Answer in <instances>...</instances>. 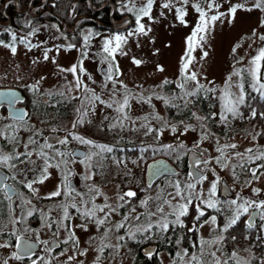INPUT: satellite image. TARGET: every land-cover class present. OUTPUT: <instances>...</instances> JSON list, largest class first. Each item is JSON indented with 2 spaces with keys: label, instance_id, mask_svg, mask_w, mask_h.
Wrapping results in <instances>:
<instances>
[{
  "label": "snow or ice",
  "instance_id": "obj_1",
  "mask_svg": "<svg viewBox=\"0 0 264 264\" xmlns=\"http://www.w3.org/2000/svg\"><path fill=\"white\" fill-rule=\"evenodd\" d=\"M155 3L156 0H121L120 8L122 13H130L134 17L135 27L130 30L126 29V35L121 32H115L103 39L100 54L102 56V62L107 64V70L104 74L105 84L103 87L107 89L108 83H111L108 101L102 99V97L96 93L95 89L88 87L79 75H88L86 69L83 67V60L88 57L86 49L93 35L91 32L83 37L85 50L81 51V59L79 62L71 65L67 69L62 67L59 68L60 72H69L73 75L75 89L83 93V95L72 97V99H77L81 102V107L76 109L78 116L72 122L71 129L66 131V135L56 139V144L66 147L70 142H76L87 146V152L76 153L75 150L62 151L60 148L56 147V144L49 142L48 137H44L43 143H41L39 137L42 136V132L39 129H36L34 125H28L26 120L28 113L15 107V104L21 100V97L18 96L14 90L0 92V101L6 100L10 106L8 118L11 120V123L0 128V170L4 168L9 170L18 169L19 165H27L25 168H19V172L21 174L26 172L32 173V177L29 178L28 176H25V180L20 181V183H22L33 196H36L39 192V188L34 187V185L45 184V182L51 178V169L60 171V183L57 184L55 190L42 198L49 200L61 198L60 202L56 205V208L62 212V215L57 219H53L51 223L47 224V226L51 228L55 223L63 228L67 232V238L63 240L62 243L68 244L71 242L74 252L79 246V239L76 235L75 229L80 228L84 231H88L89 225H94L97 232H100L99 238L101 240V246L96 250L101 255L105 248L120 247L119 243L115 246L104 243L108 234L113 230L117 233H119L121 229L125 230L124 235L117 236V241L119 242L124 241L125 235L131 240L136 239L138 234L141 236L147 234L148 238H150L153 229L159 233H167L171 226L173 229L179 227L186 229L189 233H198L205 225H209L212 229L213 238L209 240L204 239L201 236L198 238V242L193 244V248H195L196 251L189 253L188 249H184L183 251L177 252L176 255L180 264H230V261L232 264H248V262H242L235 251L230 254L224 252L223 243L226 239L224 234L227 233L229 229H232L238 221H240L241 217L245 215H248L246 226L249 229L255 227L257 216L261 221H264V200L250 199L239 193L231 200H219L217 198V187L218 184L221 183V178L216 175L214 169H208V171L212 172L215 178L210 181L207 192H205L203 188L198 191L197 185H202L204 181L208 180V176L204 175V170L200 169L199 165L202 163L207 166L212 159H214L215 163L223 169L229 167V162L232 159L239 158L237 164L231 165L233 176H236V168H240L242 172L250 174L251 179L245 181V185L247 186L250 185L253 180H259L260 176H264V145L248 147L243 152L234 151L231 155H228V150H235L238 148V145L235 143L221 145L217 140L215 150L219 155L213 158H196V167L193 172L189 173L187 182H181L179 179L170 181V186L174 189L173 192L167 193L166 196L157 195L154 198L148 197L147 199L141 200L140 205L145 209L144 212L133 216L132 213L136 212V209L131 208L130 211L115 224H112L113 214L119 215V209L124 208L126 204L130 203L131 198L137 196L135 191L129 189L117 193L118 203L114 206L108 203L109 198L101 192L96 184L86 183L84 185L86 190L80 191L72 183L71 177L74 173L69 168V164L77 162V155L82 157L79 162L84 165L86 171L81 179L86 182L92 181L96 175L101 174V170L104 167V161L109 158L112 159L117 167L125 163L122 158L110 155L116 150L115 145L99 143L73 131L79 126H83L85 123H91V121L86 118L89 111L95 112L98 104L108 109H112L116 113L115 116L104 117V120L108 121L107 128L109 130L116 128L124 130L126 128L125 121L131 120L133 130L139 131L142 128L144 129L145 136L155 133V138L157 140H159V137L163 135L165 131L177 134L179 131L178 127L174 124H169L159 114H150L143 117H137V119L146 121V123H141L139 128H136V120H132L128 114L132 107L130 101L135 100L137 103L151 104L153 97H155V99L162 101L165 106L180 108L181 105L172 103V100H183L184 105L186 106L187 104L192 103L188 97H195L201 93L206 95L208 93L216 94L219 92V95L215 96V99L219 102V113L213 112L211 116L212 118H215L218 115L220 123L225 127L228 126L231 120L245 118L244 113L241 112V107H247L249 109L248 119L255 120L257 117L264 119V111L258 112L257 109L252 107L249 103V100H255L257 97L264 101V47H259L255 50L256 54L251 57L247 67H234L233 72L225 79L223 88L206 87L204 84L200 83L198 73L192 70L193 62L196 60L193 53L197 48L202 50L200 59H204L208 56V52L203 50V46L204 43L207 42V35L210 27L214 26L216 21L224 18L228 19L229 23H231L238 9L249 12L255 9L264 12V0H254L251 7L247 6V0H244L243 3L230 5L227 13L219 10L221 8L219 0H196L195 3H193L192 0H179L180 6H177L176 0H164V2L159 5L161 8L168 11L174 10L175 19L184 26H187L185 17L188 14L186 11L188 6L194 9L198 14L197 22L193 27L191 34L185 38L186 47L180 58V83L176 86L181 89L182 95L173 94L171 100L169 97L155 92L147 97L142 94H133L128 86L124 84L122 80H119L121 72L118 64L115 63L117 54L124 56L128 55V53L124 51V45L128 43V38L134 36H147L148 33L152 31L151 27H146L145 23L142 21L144 18H147L149 21L155 22L152 15ZM210 12L214 14L210 15ZM160 15L163 16L164 12H160ZM128 23V21H125V25ZM260 23L261 26H264V18L261 19ZM24 27L30 28V31L20 36H18L11 28L5 29V32H7L10 37V41L6 42L4 39H0V46L10 49L13 55L17 53V44L23 45L29 51L33 48L40 47L38 44H33L29 39L36 34L38 29L31 28L30 22L25 24ZM253 37L264 42V34L257 35L255 29L249 39ZM74 47L75 45L73 44L67 45V49ZM239 47L240 45L237 44L232 49L233 53H235ZM51 51V48L44 50V61L50 59L49 53ZM59 51L60 48L57 47L56 52L59 53ZM51 59L53 63H56L55 57H52ZM243 59L244 58L241 57L237 63H242ZM38 62V60L32 61L33 64ZM132 63L136 66H140L143 61L133 57ZM157 70L160 72L164 71L163 67L159 65H157ZM233 77L237 78L235 82L233 81ZM41 79H44V77H41ZM88 79L92 80V77L88 75ZM92 82L95 83V81ZM188 82H193L195 84V88L192 91L185 90ZM170 83L173 82L165 79L160 87ZM212 83L213 82L209 81V84ZM28 87H30L34 93L38 92L39 81ZM233 88H235L236 91H233ZM69 91H72V89L69 88ZM251 93H255L256 95H251ZM48 95L50 96L52 93L49 92ZM59 95L63 96L64 93L60 92ZM117 97L120 98L118 99ZM152 107L155 108L154 105H152ZM191 117L196 120L208 119V117H199L194 112L191 113ZM0 119H4V117H0ZM151 120L159 122L160 126L154 128L151 124ZM41 123H44V121H41ZM201 128L204 129L200 135V140L203 141L208 139L209 133L203 124H201ZM21 130L31 132V135L28 136L26 141H23L19 135ZM52 131L55 132L57 129L54 128ZM189 131H195V127L192 124H185L183 131L179 134L184 135ZM249 135L252 134L249 133ZM257 137L264 138V132H255V134L252 135L253 141H255ZM118 143L119 141H117V144ZM183 147L184 145L182 143L176 145V147H173V145L170 144L162 146L163 149L168 150L169 152H175ZM195 147H199V142H197ZM21 148L23 149L22 151L20 150ZM149 148H152L153 151L159 150L153 148L152 145H146L140 148L141 154L147 152ZM120 150L123 151V149ZM206 151L207 150L205 149L204 152ZM33 156H35L36 159H33ZM201 156H203V152H201ZM37 161H40L41 163L37 164ZM153 168L155 169L154 174L171 171L170 169L156 165H154ZM126 174L130 175L131 173L129 172ZM173 174L178 175V173ZM8 179L9 177L7 175H0V193H3V197L8 200L10 204L14 197L20 199L23 204H31L30 199H25L23 194L19 193L12 184L6 182ZM11 179L15 180V175H13ZM151 187L152 185L149 184L148 188ZM260 192L261 190L259 188L252 189L254 195H259ZM98 197H103L104 202L97 203L96 201ZM77 198H79V204L76 202ZM150 200L159 201L156 203L154 210L149 209ZM165 207L168 209L167 212L165 211ZM70 209L75 210L81 223L73 225V214L70 212ZM207 210H214L218 215L224 216V223L222 225L218 224V215H209ZM23 211L24 210L22 209V212ZM36 211H38V209L33 206L26 211L25 216L13 218L12 223H20L27 217L33 216ZM157 216L158 219L153 221L152 217ZM190 216L191 226L185 223L186 218ZM45 219H48V217H45ZM66 221L67 223H65ZM133 221L136 223H133ZM109 224H112V226L108 227ZM101 229H103L102 232ZM12 235H16V233L13 232ZM54 235H56V233H54ZM95 239V237L91 238L90 243ZM231 239L235 240L236 238L232 236ZM16 240V248L18 251L13 252L10 259L19 261L25 256L31 259L34 255L36 245L27 240H23L18 235H16ZM40 243H43L46 246L45 251H52L49 241H41ZM176 243L179 244L180 239H178ZM8 246L7 243L0 244V248H7ZM55 246L59 247V244H56ZM213 248L214 250H209ZM64 251L66 252L67 249ZM218 252L220 255H217ZM63 254L64 253L62 252L61 255ZM78 254L80 256L86 255L87 249L79 251ZM101 255L96 257L97 264L101 259ZM146 255L151 257L153 253L148 251L146 252ZM185 257H187L186 260ZM206 257H211V259L206 260ZM75 258V255L68 256L65 264H69V262L73 261ZM2 264H9V262L5 259ZM31 264H51V261H46L43 256H36L35 259H31ZM79 264H83V261H80ZM173 264H177V261H174ZM261 264H264V260L261 261Z\"/></svg>",
  "mask_w": 264,
  "mask_h": 264
},
{
  "label": "rangeland",
  "instance_id": "obj_2",
  "mask_svg": "<svg viewBox=\"0 0 264 264\" xmlns=\"http://www.w3.org/2000/svg\"><path fill=\"white\" fill-rule=\"evenodd\" d=\"M192 2L195 3L196 0H193ZM243 2L244 0H219V3L221 4V8L219 10L227 13L230 5ZM252 3H254V0H247V6L251 7ZM186 11L188 13L185 17L187 26H184L175 19L174 10L168 11L154 4L152 15L155 22H151L147 18H144L142 21L145 23L146 27H151L152 31L149 32L147 36H134L128 38V43L124 45V51H126L128 55L124 56L117 54L115 63L118 64L121 72L119 80L122 78V80H124L128 86L133 87V89L130 88L133 94H142L147 97L155 92L157 94L169 97L170 100L173 94L182 95L181 89L176 86L178 83H180V58L183 55L186 47L185 38L191 34V31L198 19V14L190 6L186 8ZM160 12H164V15L161 16ZM209 14L211 15L214 13L210 12ZM262 18H264V12L259 10L254 9L249 12L238 9L231 23H229L228 19L222 18L221 20L216 21L214 26L210 27L209 33L207 35V42L204 43L203 46V50L208 52V56L204 59H200L202 55V50L200 48H197V50L193 53V55L196 57V60L193 62L192 70L198 73V79L201 84H204L206 87L223 88L225 79L233 72L234 67L242 68L248 66L249 60L256 54L255 50L259 47H264V42H261L259 39L254 37L249 39V37L252 36L254 29L256 30L257 35L264 34V26H261L260 23ZM121 33L126 35V32ZM110 35L111 33L106 32L101 34L93 33L86 49L88 52V57L87 59L83 60V67L86 69L87 74L92 77V80L88 79V75L79 74L85 84H87L88 87L95 89L96 93L106 101L109 100V89L111 88V83H108V88L106 91L103 92L100 90V86L105 83V78L101 76L99 68L102 65L107 66L106 63L102 62V56L100 53L103 39ZM62 37H64V35ZM237 44H239L240 47L237 48L235 53H233L232 49ZM38 45H40V47L33 48L31 51H29L23 45L21 48H18L19 45H17V53L15 55L11 53L10 49L0 46V83L13 81L15 79H24L27 78L29 74L38 71L36 74L31 75L33 77L30 80L33 84H36L41 77H44V79L39 81V86H50L49 84L52 82H48L49 75L51 77L57 76V79L55 80L57 83L59 81L61 82L62 80H66L64 85H62L65 87L64 93H66V96L69 97L75 95L76 92L74 89L75 82L73 75L69 72H60L59 68H51L47 64L48 61L43 60V52L47 48L45 45ZM82 50H85L83 46L76 49V51L71 50L72 52H64L60 50L55 56L56 63L60 66V68L62 67L67 69L70 67L69 62L74 60L72 57H70V55L74 54V56H76L78 54V58L81 59ZM133 57L142 60L143 63L140 66L134 65L132 63ZM241 57L244 58L242 63H237ZM33 60H38L39 62L33 64ZM157 65L163 67L164 71H158ZM165 79L173 82V86L177 87V92L175 91L172 93V91L166 88V86L160 87ZM236 79V77H233L234 82ZM92 81H95V83ZM209 81L213 83L209 84ZM69 88H71L72 91H69ZM194 88L195 84L193 82H188L186 84L185 90L192 91ZM232 90L236 91L235 88ZM80 94L81 92H79L78 96L83 95V93L81 95ZM216 95L218 96L219 92H217ZM117 98L119 99L120 97ZM130 103L132 104V107L128 114L132 120H136V128H139L141 123H146V121L137 119V117H143L150 114H159L169 124L176 125L179 131L177 134H173L170 131H165L163 135L159 137V140H157L155 138V133L145 136L144 129L141 128L139 131L133 130L131 120L125 121L126 128L124 130H121L120 128L109 130L107 128L108 122L104 120V117H112L115 116L116 113L112 109H108L99 104L96 106L95 112L90 111L86 118L91 119L93 123L92 126L88 128L86 126L88 124L85 123L83 126H79L77 129H74L79 134L84 135L85 137L96 142L115 145L116 150H130L135 148L137 151H140V148L146 145H152L153 148L159 149L158 151H153V155L149 159L148 157L140 154L141 152H139L138 156L134 158H132L133 155L128 156V158L123 159L125 163L124 166H121V168L120 166L117 167L116 164L113 163L112 159H108V161L104 163L101 174H99L100 177L95 176L92 181L87 182L81 179L86 171L84 165L81 163L76 165L75 176L77 185H81L82 183L96 184L100 188L101 192H103L104 195L109 198L108 203L114 206L116 205L115 190L117 187L114 184L116 182L113 181L116 177V172L118 169L122 176L126 175L127 181H133L134 177L139 178V176H143L147 163L149 161L155 160L156 158H164L175 168H178V166L181 164L183 156L185 157L188 151H194L199 155H201V152H203L202 159L216 157L219 155L215 150L217 146V140L221 145L232 143L238 145V148L235 150L229 149L228 155H231L234 151L243 152L248 147L264 145V143H260L257 140L253 141L252 135H254L255 132L253 127L250 125L238 127L234 125L233 121L231 120L228 126L225 127L220 123L219 117H217V119H214V122L217 126L213 130L211 128V121L209 118L204 120H196L191 117V113L194 112L199 117L208 116H205L191 104H187L185 106L184 101L180 99L172 100V103L181 105L180 108L165 106L162 101L155 99V97H153L151 104L137 103L135 100L130 101ZM152 105H154L155 108H153ZM75 107L76 108H74V114H72V116L62 122L60 121L58 124L60 129H71L72 122L78 116L76 109L81 107L80 100H78ZM169 108L172 109V116H168L167 109ZM216 113H219V105ZM151 124L154 128L160 126L159 122L155 120H151ZM185 124H192L195 127V131H189L184 135H180L179 133L183 131ZM201 124L206 127V130L209 133L208 139L203 141L200 140L201 132L204 130L201 128ZM33 125L36 126V123L34 122ZM35 128L44 133L45 128L50 127L49 125H46L45 127L43 126ZM90 129H93V132ZM218 129H220V133H218ZM249 133L252 135H249ZM117 141H119L118 144ZM197 142H199L198 148L195 147ZM181 143L184 145V147L179 148L175 152H169L168 150L162 148L163 145L170 144L173 145V147H176V145ZM85 147L87 148V146ZM205 149L207 150L206 152H204ZM238 161L239 158L232 159L229 162V167L223 169L215 163L214 159H212V161L207 166L201 163L199 168L204 170V175L208 176V180L204 181L202 185L198 184L197 190L199 191L201 188H203V190L207 192L210 181L215 178L212 172L208 171V169H214L216 175L223 177L227 184L236 193V195L239 193L240 195L250 199L264 200V176H260L259 180H253L250 185L246 186L245 181L251 179L250 174L242 172L240 168H236V176H233V169L231 165L237 164ZM124 168H127V170L124 171ZM125 172H130L131 174L127 175ZM177 179H179L181 182H187L188 174L186 176L184 174H180L164 179L147 196H144L143 199H147L148 197L154 198L157 195L166 196L167 193L173 192L174 189L170 186L169 182L175 181ZM56 182L57 179L52 173V177L46 181L45 184L34 185V187L39 188V192L36 194V196H46L48 193L53 191L56 186ZM253 188H259L261 190L260 194L254 195L252 193ZM36 196H23L25 199L31 200V204H24V210L26 212L28 209H31L33 206H35L39 213L41 215L43 214V219H41L35 225H33V222L25 221V219L22 223L24 224V227H27L26 231L29 230V235L43 238L48 224L45 217H47L49 213L54 214L55 216L56 214L61 216L62 212L56 213L54 209L55 206H53L54 204L52 203L39 205L33 200ZM76 202L79 204V198H77ZM96 202L103 203V197H98ZM158 202L159 201L153 200V202L149 203V209L154 210L155 205ZM144 211L145 209L140 205V207H138L137 211L134 213L137 215ZM165 211H168L167 207H165ZM115 216L117 215L113 214V217ZM157 219L158 216L152 217L153 221H156ZM258 224L261 225V229L264 231V221L259 220ZM12 226L13 224L10 219L5 220V223L0 227V232L7 231L8 229L12 230ZM13 230L15 233H17L19 229L14 226ZM201 236L204 239L209 240L213 238L212 229L209 225H205L199 230L198 238ZM15 240V237L9 239L4 237L0 238V244L7 243L9 245L7 248H0V264H2L3 260L5 259L8 260L9 264H26L21 260L17 261L10 259L11 254L15 252L13 243ZM209 250H214V248ZM235 252L238 254V258L242 262H248L249 264L252 258V252L248 248H238ZM217 255H220V253L218 252ZM186 259L187 257H185V260ZM210 259L211 257H206V260ZM174 261H177V264H180L178 257H174V259L169 260L164 258L163 264H173ZM230 264H232L231 261Z\"/></svg>",
  "mask_w": 264,
  "mask_h": 264
},
{
  "label": "flooded vegetation",
  "instance_id": "obj_3",
  "mask_svg": "<svg viewBox=\"0 0 264 264\" xmlns=\"http://www.w3.org/2000/svg\"><path fill=\"white\" fill-rule=\"evenodd\" d=\"M163 2L164 0H156L155 5L159 7V5ZM176 4L180 5L179 0H176ZM120 5L121 0H0V39H4L6 42L10 41L8 33L5 32V29L7 28H11L16 32L18 36L26 34L28 31H30V28L24 27V25L30 22L31 28L38 29V31L29 39L32 43L45 45L47 49L51 48L52 51L49 53L50 59L48 60L47 64L51 68H60V66L57 63H53L51 59L52 57L56 56L57 47H59L60 50L64 52H68L71 50L76 51V49L81 48L82 46L84 47L83 35H88L89 32H91L92 34H101L105 32L113 34L115 32H126V29L130 30L135 27L134 17L130 13H122ZM125 21H128L129 23L125 25ZM63 35L64 37H62ZM69 44H73L75 45V47L67 49V45ZM17 45H19V47L17 46L18 48L22 47V45L20 44ZM77 55H70V57L74 59L73 61L71 60L72 65L79 62L80 58H78L79 56ZM71 61L69 62V66H71ZM99 70L101 76L104 78L107 66L102 65L100 66ZM37 72H34L32 74H36ZM32 74H29L28 77L24 79H15L13 81L0 83V89L14 90L17 95L21 97V100L15 104V107L28 113V116H26L28 125L31 126L34 124V122L36 123L35 127H45L46 125H49L50 128H45L44 133L41 131L42 136L39 137L41 143H43L44 137H48L49 142L56 144V139L58 137H63L64 135H66L67 131L60 129L58 127V124L60 123V121L62 122L72 116V114H74V108H76L75 106L78 100L72 99V97L78 96L79 92L74 88L76 94L67 97L66 93H64L65 87L62 86L64 85L66 80H62L63 82L59 81L57 83L55 82L57 76L51 77L49 75L48 82H52L49 84L50 86H39V91L34 93L30 89V87H28L30 85H34L30 80L33 77L31 76ZM39 81H41V78ZM122 81L124 84H126L124 80ZM104 84L100 86V90H102L103 92L107 90L103 87ZM126 85L128 86V84ZM165 86L170 91H172V93H174L175 91L177 92V87L173 86L172 83ZM128 88L133 89V87L131 86H128ZM49 92H51L52 95L49 96ZM60 92H63L64 95H59ZM9 111L10 106L7 101H0V117H4V119H0V128H3L6 124L11 123V120L8 118ZM87 120L91 121V119ZM41 121H44V123H41ZM87 124L88 125L86 126L89 128L93 123L91 121V123ZM54 128L57 129V131H52V129ZM90 130H92L93 132V129ZM25 134L26 131L24 130H21L19 132V135L23 141L27 140L28 136L31 135V132L27 131V134ZM56 147L60 148L62 151L75 150L76 152L77 149H80L83 153L88 151V147L86 148L84 145L78 144L76 142H70L66 147L56 144ZM22 150L23 149L21 148V151ZM139 152L140 151H137L135 148H133L130 150L125 149L123 151L116 150L110 155L126 159L131 155H133L132 158L137 157ZM189 152L190 151H188V153ZM186 156H183L182 158L184 159L183 162L186 172L184 174L185 176L188 174L186 166ZM33 159H36V157L33 156ZM80 159H82V157L77 155V162L69 164V168L74 173V175L71 177L73 185L78 190L85 191V184L82 183L81 185H77L75 176L76 165L80 163ZM107 161L108 159L104 161V163H106ZM39 163L41 162L37 161V164ZM122 165L124 166V164ZM25 167H27V165H19L18 169L12 170L4 168L0 170V175H7L9 177V179L6 181L7 183L12 184L19 193L23 194V196L30 197L32 194L23 186L22 183H20V181L25 180V176H28L29 178L32 177V173L26 172L21 174L19 172V168ZM175 169L177 170L176 173H179V169ZM125 170H127V168H124V171ZM145 170L143 176H139V178L134 177L133 181H127L126 175L122 176L119 169L116 172L117 174L113 181L116 182L114 184L117 187L115 190L116 204L118 203L117 193L119 192L127 191L130 189L135 191L137 193V196L131 198L130 203L126 204L124 208L119 209V215L115 217L112 216V224L120 221L122 217L130 211L131 208H135L137 211L138 207H140V201L145 199H143V197L147 196L164 179L176 176L174 174L162 175L151 183V188H148V184L146 183L145 179ZM50 171L51 177L53 173L55 175V178L57 179V186V184H59L61 181V173L56 169H51ZM126 173L127 172H125V174ZM13 175H15L16 177L15 180L11 179ZM96 177L100 176L96 175ZM55 188L53 190H55ZM229 188L234 196L233 198H235L236 193L230 186ZM44 196L45 195H37L33 200L36 201L39 205L52 203L54 204L53 206H55V212L60 213L61 211L56 208V205L60 202L61 198H54L52 200H49L43 199L42 197ZM217 198L221 201L233 199L228 197L221 198L219 196V184L217 187ZM151 202H153V200L149 201V203ZM22 209L24 210V204L20 199L14 197L13 201L10 204L9 201L3 197V193H0V227L5 223V220L10 219L12 221L13 218H18L26 215L25 210L22 212ZM207 211L209 215H218L214 210ZM70 212L73 214V225L81 223L78 215L75 213V210L70 209ZM132 215L135 216V213H132ZM47 217V222L51 223L53 219H57L59 216L57 214L55 216L54 214L49 213ZM41 219H43V216L39 213V211H36L34 212L33 216L27 217L25 221L33 222V225H35ZM247 219L248 215L242 216L238 223L241 222L247 225ZM259 220L260 219L257 216L255 220V227H258L256 234L259 235L260 238H264V231L261 229V225L258 224ZM190 221L191 217H188L186 218L185 223L188 224L190 223ZM22 222L16 224L12 223V230L8 229L7 231H1L0 238H16V235H18L22 238H26L37 243L38 248L34 252V255L31 257V259H35L36 256H43L45 260L51 261V264H65L68 256L75 255L76 258L73 261L69 262V264H79L80 261H83V264H97L96 257L101 254L96 249L101 246V240L99 238L100 232H97L94 225H89L88 231H84L80 228L75 229L76 235L79 239V246L78 249L74 252L71 242H69L68 244L62 243V241L67 238V232L58 224L54 223L51 228L47 226L44 237L38 238L29 235V230L26 231L27 227H24V224ZM65 223H67V221ZM133 223L136 222L133 221ZM223 223L224 216L218 215V224L222 225ZM238 223L235 226H237ZM112 224H109L108 227H111ZM14 226L19 229L16 235H12V233L14 232ZM102 231L103 229H101V232ZM54 233H56V235H54ZM124 234V229H121L119 233L113 230L108 234V237L104 240V243L111 244L113 246L119 243L120 247L105 248L98 264H163L164 258L168 260L174 259V257H177V252L183 251L184 249H188L189 253L196 251V249L193 248V244L198 242V233H189L186 229H182L179 227L173 229L171 226L167 233H159L155 229H153V233L151 234L150 238H148L147 234H145V236H141L138 234L136 239L131 240L128 239V237L125 235L124 241L118 242L117 236ZM194 235H196V241H194L193 239ZM224 235L226 239L223 243V249L225 250L227 247V250H225L224 252L226 254H230L231 252L236 251L238 249L236 246L228 248V246L232 245V241H235L232 239L227 241L228 232ZM236 235L237 232L234 231L232 232L230 237L234 236L236 238ZM93 237H95L96 239L90 243V240ZM178 239H180L179 244L176 243ZM41 241H49V244L52 247V251H45L46 246L43 243H40ZM16 242L17 240L13 242L14 248L16 246ZM53 244H59V247L52 246ZM65 249H67L66 252L64 251ZM85 249H87V254L84 256H80L78 254L79 251H83ZM148 251H151L153 253L151 257L146 255V252ZM62 252L64 253L63 255H61ZM31 259L25 256L21 261L28 264L31 263Z\"/></svg>",
  "mask_w": 264,
  "mask_h": 264
},
{
  "label": "trees",
  "instance_id": "obj_4",
  "mask_svg": "<svg viewBox=\"0 0 264 264\" xmlns=\"http://www.w3.org/2000/svg\"><path fill=\"white\" fill-rule=\"evenodd\" d=\"M250 92V89H249ZM251 95H256L255 93H251ZM216 94L208 93V94H199L195 97H189L192 101L190 103L192 106L196 107L201 113H203L205 116H208V118L211 121V128L214 130L216 128V123L214 122V119H217V117L212 118L211 114L213 112H216L218 110L219 102L215 99ZM249 103L252 107H255L258 112L264 111V101L260 100L259 97H257L255 100H249ZM172 109H167L168 115H171ZM241 112L244 113L245 118L244 119H236L232 120L234 125L238 127H243L244 125H250L253 127L254 132L260 131L264 132V119H261L257 117L255 120L248 119V113L249 109L247 107H241ZM218 133H220V129L217 130ZM260 143H264V138L257 137L256 139ZM145 154V155H144ZM153 155V150L149 149L147 152L143 153V156H146L151 158ZM184 159H182L181 164L178 166L179 173L185 174V168H184ZM191 217V216H190ZM191 225L190 223H188ZM258 227H254L252 229L247 228V226L241 222L238 223L237 226H234L232 229H229L228 231V237L227 241L231 239L232 232L236 231V239L235 242L232 241V245L228 246V248L236 246L239 249L242 248H248L252 252V258L249 264H261V261L264 260V238H260L259 235H257ZM196 235H194L193 239L195 240ZM235 243V244H233ZM226 247V246H224ZM227 250V247L226 249ZM224 250V251H225Z\"/></svg>",
  "mask_w": 264,
  "mask_h": 264
},
{
  "label": "water",
  "instance_id": "obj_5",
  "mask_svg": "<svg viewBox=\"0 0 264 264\" xmlns=\"http://www.w3.org/2000/svg\"><path fill=\"white\" fill-rule=\"evenodd\" d=\"M11 89H0V92H4V91H8ZM76 153H83L80 149L76 150ZM196 158H200L202 159V156L197 154L194 151H190L187 156H186V166H187V171L188 174L193 172L194 168L196 167L195 165V159ZM159 166L162 168H166V169H170L171 171H165L161 174H154L155 169L153 168V166ZM177 170L165 159L163 158H157L153 161H150L147 165H146V170H145V179H146V183L149 185L151 184L153 181H155L157 178H159L162 175H173V173H176ZM219 196L221 198L224 197H228V198H233V194L229 188V185L227 184V182L224 180V178H221V183L219 184ZM248 221V219H247ZM22 238V237H21ZM23 240H27L30 243H33L36 245L34 252L37 250L38 245L37 243L28 240L26 238H22ZM17 243V242H16ZM52 244V243H51ZM52 246H55V244H53ZM15 250L18 251V249L15 246Z\"/></svg>",
  "mask_w": 264,
  "mask_h": 264
}]
</instances>
